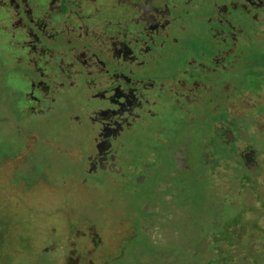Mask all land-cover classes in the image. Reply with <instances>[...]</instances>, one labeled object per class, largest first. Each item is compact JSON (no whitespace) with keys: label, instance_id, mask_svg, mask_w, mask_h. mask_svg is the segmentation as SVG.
<instances>
[{"label":"flooded vegetation","instance_id":"obj_1","mask_svg":"<svg viewBox=\"0 0 264 264\" xmlns=\"http://www.w3.org/2000/svg\"><path fill=\"white\" fill-rule=\"evenodd\" d=\"M0 4L12 11L11 30L21 32L14 72L29 84L28 101L50 109L57 98H84L88 174L122 176L137 189L165 157L167 178L186 174L195 160L212 167L217 159L224 166L231 161L241 170V183L258 171L264 151L250 140L264 138V111L254 110L264 105V59L250 56L254 50L264 55L256 42L264 0ZM255 77L260 79L256 88L250 84ZM204 114H209L208 128L197 124ZM240 123L247 125L243 129ZM137 137L148 141L140 143L145 155L121 163V151L134 150ZM212 140L220 149L211 147ZM173 181L146 189L173 195L179 189ZM165 194L156 198L172 209Z\"/></svg>","mask_w":264,"mask_h":264},{"label":"rangeland","instance_id":"obj_2","mask_svg":"<svg viewBox=\"0 0 264 264\" xmlns=\"http://www.w3.org/2000/svg\"><path fill=\"white\" fill-rule=\"evenodd\" d=\"M262 17L256 42L264 49ZM12 20V11L0 4V264H264V154L246 184L239 181L236 165L224 166L218 159L213 167L195 160L186 174L167 178L165 147L162 163L137 189L122 176L88 174L85 155L91 144L81 126L88 124L81 108L85 100L81 95L57 98L50 109L28 101L29 84L14 72L21 32L11 30ZM252 52V59H264ZM258 83L250 81L254 88ZM254 110L264 111V105ZM199 122L208 128L209 114ZM137 138L136 150L121 151V163L145 155L142 144L148 141ZM250 141L264 151V138ZM211 144L220 149L216 141ZM139 148L143 152L137 156ZM172 177L179 189L167 194L169 209L156 198L165 194L162 189L146 188L163 187ZM239 212L240 224L252 236L227 248L235 262L217 263L220 255L209 245V235L222 231ZM88 237L92 254L77 246L70 260V242Z\"/></svg>","mask_w":264,"mask_h":264},{"label":"trees","instance_id":"obj_3","mask_svg":"<svg viewBox=\"0 0 264 264\" xmlns=\"http://www.w3.org/2000/svg\"><path fill=\"white\" fill-rule=\"evenodd\" d=\"M257 82L260 81L257 77ZM244 184V183H242ZM246 184V183H245ZM241 212H239L235 217H233V222H231L229 225L225 226L222 231L214 230L209 235L208 243L212 247H214L215 253L219 254L220 256L217 257L215 260L217 263H227V262H235V257H232L229 253H227V248H231L234 245L237 244L240 240L244 239V237H247L245 239L249 240L252 236V233L250 232L246 233V226L243 224H240L241 221ZM90 239L88 237L87 239H79L77 244L75 242L71 241L69 250H68V258L71 260L77 250V246L81 249H84L87 251L88 254H92V250L88 249L87 241ZM90 241V240H89ZM223 242L224 247H222L219 243ZM95 247L94 243L92 244L91 248L93 249ZM76 248V249H75Z\"/></svg>","mask_w":264,"mask_h":264}]
</instances>
